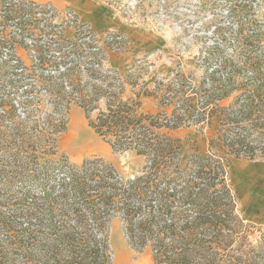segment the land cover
Listing matches in <instances>:
<instances>
[{
	"label": "trees",
	"instance_id": "trees-1",
	"mask_svg": "<svg viewBox=\"0 0 264 264\" xmlns=\"http://www.w3.org/2000/svg\"><path fill=\"white\" fill-rule=\"evenodd\" d=\"M38 6L0 0V54L15 35L28 37L38 29L39 20L33 18ZM81 84H69L76 96L67 102L84 110L90 128L114 152L142 151L147 159L143 171L126 178L104 158L72 163L57 148L56 134L65 132V124L48 115L49 131L35 127L38 136L28 137L15 108L1 102L0 264H113L110 231L116 216L129 246L138 253L150 248L155 264L262 263L264 243L249 242L250 226L238 213L224 155L264 159V83H246L239 95L226 90L234 83H212L199 108L187 98V118L197 113L199 122L219 126L223 154L207 155L193 149L185 155L182 140L174 135L183 120L177 115L182 107H175L180 95L171 97V112L154 116L143 113L139 102L103 95L97 87L96 99L87 101ZM103 97L106 109L92 119L95 107L89 108V102ZM7 120L12 126L5 125ZM33 186L40 192L34 193Z\"/></svg>",
	"mask_w": 264,
	"mask_h": 264
},
{
	"label": "rangeland",
	"instance_id": "rangeland-1",
	"mask_svg": "<svg viewBox=\"0 0 264 264\" xmlns=\"http://www.w3.org/2000/svg\"><path fill=\"white\" fill-rule=\"evenodd\" d=\"M28 1L39 5V14H33L38 29L30 30L28 37L15 35V42L1 49L0 103L15 108L28 137L38 136L35 127L49 131L48 115L65 124V132L56 134L57 148L72 163L104 158L123 177L133 178L147 159L128 145L114 152L90 128L84 110L67 102L76 96L70 83H82L87 101H93L97 87L103 95L139 102L143 113L154 116L171 112V97L180 95L175 107H182L177 115L183 120L174 135L182 140L185 155L193 150L223 154L218 124L199 122L197 113L187 118V98L199 108L212 83H234L226 90L237 95L246 83H264V0ZM234 100L235 96L227 103ZM89 104L95 107L90 116L96 119L106 109L107 99ZM224 156L239 199L238 213L250 226L249 242L264 243V159ZM70 205L66 209H72ZM110 240L113 264H155L150 248L138 253L129 246L118 216L112 221Z\"/></svg>",
	"mask_w": 264,
	"mask_h": 264
}]
</instances>
